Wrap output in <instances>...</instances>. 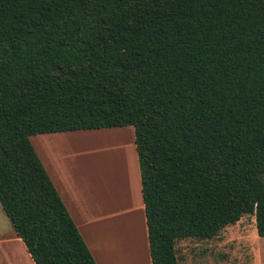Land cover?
I'll return each mask as SVG.
<instances>
[{"label": "trees", "instance_id": "trees-1", "mask_svg": "<svg viewBox=\"0 0 264 264\" xmlns=\"http://www.w3.org/2000/svg\"><path fill=\"white\" fill-rule=\"evenodd\" d=\"M131 127L150 264L252 216L264 240V0H0V208L33 264H95L33 135Z\"/></svg>", "mask_w": 264, "mask_h": 264}, {"label": "crops", "instance_id": "crops-1", "mask_svg": "<svg viewBox=\"0 0 264 264\" xmlns=\"http://www.w3.org/2000/svg\"><path fill=\"white\" fill-rule=\"evenodd\" d=\"M123 128L126 127L40 134L37 140L36 135L29 137L35 154L95 264H150L133 131L121 130ZM101 136L115 138L112 144L117 148L113 149L104 170L98 166L97 184L88 185L85 192L82 181L76 182L71 174V148L75 141H82L83 148H87V143L91 145ZM120 136L127 139L134 174L129 163L122 160L123 145L117 140ZM0 211L5 217L1 208ZM8 243L15 244L16 254L10 247L13 256L5 252ZM256 250L250 264H264V247L259 245ZM0 264H33L10 223L7 225L2 218Z\"/></svg>", "mask_w": 264, "mask_h": 264}, {"label": "rangeland", "instance_id": "rangeland-1", "mask_svg": "<svg viewBox=\"0 0 264 264\" xmlns=\"http://www.w3.org/2000/svg\"><path fill=\"white\" fill-rule=\"evenodd\" d=\"M111 130L113 132L117 131V129ZM121 130L132 131V128L126 127ZM39 136H35L36 140ZM114 139L101 136L98 140L91 142L92 146L89 144L90 142L87 143V148H83L82 141L73 142L71 148V174L75 176L76 182L82 181L85 192L88 185L97 184L98 166L103 170L108 166L113 149H116L112 144ZM117 140H120L123 145L122 160L125 164L126 162L129 163L134 174L133 163L129 158L127 139L125 136H120L117 137ZM1 218L9 225L0 211ZM259 245H261V248L264 247V240L256 237L253 217L243 216L234 225L224 227L215 237L209 240L184 239L177 241L175 250L179 264H250ZM10 247L12 253L16 254L15 244L12 243H8L5 252L13 256Z\"/></svg>", "mask_w": 264, "mask_h": 264}, {"label": "bare ground", "instance_id": "bare-ground-1", "mask_svg": "<svg viewBox=\"0 0 264 264\" xmlns=\"http://www.w3.org/2000/svg\"><path fill=\"white\" fill-rule=\"evenodd\" d=\"M117 148V147H116Z\"/></svg>", "mask_w": 264, "mask_h": 264}]
</instances>
